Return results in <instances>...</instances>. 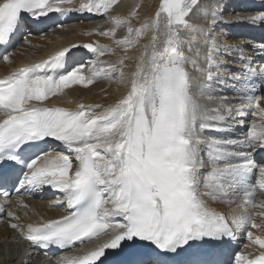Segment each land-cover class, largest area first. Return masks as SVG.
<instances>
[{
  "label": "snow or ice",
  "instance_id": "6c2138e0",
  "mask_svg": "<svg viewBox=\"0 0 264 264\" xmlns=\"http://www.w3.org/2000/svg\"><path fill=\"white\" fill-rule=\"evenodd\" d=\"M71 2L0 0V47L5 48L0 58L9 59L7 45L25 14L78 11L107 16L119 0H82L78 9L61 6ZM198 2L160 0L150 22L133 27L138 18L134 10L128 17H113L115 26L100 32L115 37L117 28L126 27L127 34L116 41L125 51L149 27L153 33L127 80L129 90L114 104L81 103L75 110L41 106L72 85L87 87L98 79L125 82V60L130 57L101 61L99 57L114 49L98 43L72 46L96 57L87 70L79 65L63 71L71 51L65 48L0 79V112L6 114L0 121V195L9 197V185L17 192L48 186L62 194L57 205L72 209L59 219L29 224L25 238L45 248H63L113 233L85 255L58 264H226L222 249L206 258L194 245H224L237 232L264 249V239L253 238L251 231H264V201H256L257 192L264 193V165L252 157L257 148L264 150V97L241 94L235 106L201 102L214 100L204 93L221 80L225 55L235 52L244 62L239 73L227 77L239 83L242 93L251 78L264 72L249 66L243 43H229L216 34L219 0H213L209 11L193 13ZM190 13L202 14L205 24L192 23ZM257 21L264 22V10L237 15L234 22ZM193 44H202L203 52ZM260 49L264 51V44ZM249 113L260 121L251 119L242 138L205 135L231 130L230 121L243 126ZM48 139L61 142L72 155L40 148ZM5 163L14 167L4 169ZM206 197L240 203L224 213L211 208ZM141 242L151 247L144 249ZM235 259L237 264H264V251L251 259L239 252Z\"/></svg>",
  "mask_w": 264,
  "mask_h": 264
},
{
  "label": "bare ground",
  "instance_id": "6f19581e",
  "mask_svg": "<svg viewBox=\"0 0 264 264\" xmlns=\"http://www.w3.org/2000/svg\"><path fill=\"white\" fill-rule=\"evenodd\" d=\"M81 2L82 0H72L71 4L64 3L61 6L78 9ZM219 2L218 17L221 18V22L215 29L216 34L222 35L223 40L229 43H243V51L250 58L248 61L249 66L256 69L258 73L264 72V51L260 49V45L264 44V22H234L237 15H254L256 12L264 10V0H219ZM159 4L160 0H119L118 5L114 6L107 16L80 13L78 11L51 12L41 17H32L30 14H25L20 20L18 29L15 31V37L7 45L9 59L5 61L0 58V78L9 76L21 67L47 60L57 51H62L65 48H70L71 51L67 55L63 71H71L79 65H84L87 70L90 67L89 62L95 60L96 57L83 47L73 48L72 46L90 43L94 46L97 43L107 45L114 49V52L105 53L104 56L99 57L101 61L115 62L122 55L130 57V59L125 60V82L122 83L119 78L112 80L98 79L87 87L72 85L65 89L63 93H59L42 102L41 106H58L75 110L81 103L85 105L100 104L103 106L114 104L118 99L126 95L129 90L127 80L130 78V73L135 70V65L138 62L140 54L144 51V46L150 44L153 33L151 27H149L145 30V34L141 37L139 43L135 47L127 48L125 51V46L122 44L118 45L116 41L122 39L127 34L126 27L121 26L117 28L115 37L102 36L100 32L115 26L112 20L113 17L125 18L134 10L137 12L138 18L133 19L132 26L138 28L141 23L151 21ZM212 6L213 0H199L198 5L193 9V13H197V9H200V13L207 12ZM193 13H190L191 22L203 26L205 24L204 16ZM52 25H55L56 28L58 27L56 35H53L55 31L52 30L48 31L49 33L47 34V28ZM57 34L59 38H57ZM199 35L197 33L198 37ZM21 39L25 41L22 42ZM160 39L163 41L164 37L161 36ZM196 47H200L203 52L202 44H193V48L195 49ZM84 55H86V61L83 62L82 57ZM234 56L237 58V53L233 52L231 55L223 57L224 64L221 68V80L213 83L211 92L204 93L205 96H213L214 100L208 101L207 99H202V103L207 104L209 107H216L222 102L226 105L235 106L241 103V100L238 98L241 94L264 97V75L251 78L249 82L250 87L243 93L238 82L227 78L230 76L228 73H231L227 69L228 61ZM238 60L239 62H234L241 64L243 67L244 62L240 58ZM233 65L235 64L233 63ZM105 66L103 64L98 65L101 68ZM239 71L240 69L236 73H239ZM196 75L199 76V74ZM33 103L37 102L34 101ZM260 107L264 108V99H261ZM250 117L251 119H256L258 122L260 121L259 116L253 118L251 113H249L245 118L243 126L236 125L235 122L230 121V123H233L231 130L226 132L208 131L205 135L224 139H236L238 138L236 134L239 131L238 129H240L244 136L251 120L249 119ZM5 118L6 114L0 112V121ZM50 148L53 152L72 155L65 145L55 140H51ZM260 150L257 148L253 151L252 157L258 165H264V162L259 157H256L257 152ZM205 159L206 164L203 171L206 172L207 157ZM75 167L76 161L74 160L73 169ZM46 187L44 186L41 189L26 188L25 193H14L11 197L7 198L0 196V264H58V261H61L63 258L70 259L85 255L90 250L106 242L113 235V233L102 235L98 239H94L76 249L58 255L47 256L39 252L35 244L25 238L28 225H36L48 220L59 219L72 211L66 203L61 205L56 204L58 199H62V194L58 190L52 189L53 192L45 191ZM205 199L211 208L224 213L229 212L230 209L235 208L240 203V201H236V203L229 205L213 201L208 197ZM256 201L257 203L264 201V193L257 192ZM256 210L262 211L261 209ZM9 212L13 213V216H9ZM5 213L6 217L2 218ZM256 220L257 223L262 222L261 217H257ZM12 224H17L18 227L12 228ZM251 231L254 234L253 238L259 236L261 239H264V231L260 229H251ZM225 248L226 264H233L232 258L236 253L243 252L251 259L261 251H264L258 244L248 240L242 232H237L234 240L231 244L225 246Z\"/></svg>",
  "mask_w": 264,
  "mask_h": 264
},
{
  "label": "rangeland",
  "instance_id": "374dc122",
  "mask_svg": "<svg viewBox=\"0 0 264 264\" xmlns=\"http://www.w3.org/2000/svg\"><path fill=\"white\" fill-rule=\"evenodd\" d=\"M102 18H104V17H102ZM58 28V27H57ZM56 26L55 25H52V26H49L48 28H47V34L49 33L48 31H50V30H52V31H55V33L53 34V35H56ZM24 37V36H23ZM57 38H59V36H58V34H57ZM61 38V37H60ZM23 39H25V38H23ZM21 41L22 42H24L25 40H22L21 39ZM238 58L239 57H232V59H229L230 61H228L229 63H228V67H227V69L228 70H230L231 71V73L229 72L228 73V75H231L233 72L234 73H236V71L238 70V69H241L242 68V66H241V64H237V63H235V62H239V60H238ZM234 59V60H233ZM82 60H83V62L84 61H86V55H84L83 57H82ZM232 60H233V62H232ZM235 61V62H234ZM232 63V64H231ZM233 63L235 64V65H233ZM229 64H231V65H229ZM231 66V67H230ZM234 66V67H233ZM236 66V67H235ZM238 66V67H237ZM263 92H264V90H263ZM232 94V93H231ZM230 94V95H231ZM249 119H251V117L249 118ZM239 131H238V133L236 134V135H238V138H242L243 137V132H242V130H240V129H238ZM241 135V136H240ZM21 205H23V204H21ZM6 217V213L5 214H3V216H2V218H5ZM234 263H236L237 264V261H236V259H235V256H233V264Z\"/></svg>",
  "mask_w": 264,
  "mask_h": 264
}]
</instances>
